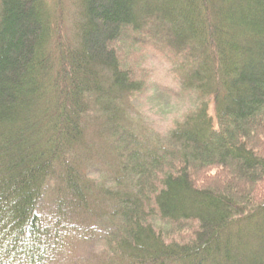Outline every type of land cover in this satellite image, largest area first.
<instances>
[{
	"label": "trees",
	"instance_id": "obj_1",
	"mask_svg": "<svg viewBox=\"0 0 264 264\" xmlns=\"http://www.w3.org/2000/svg\"><path fill=\"white\" fill-rule=\"evenodd\" d=\"M176 2L79 0L78 46L57 34L47 56V0H0V264L50 262L58 234L77 231L64 223L66 211L78 222L76 208L95 219L85 233L97 217L107 224L108 264H264V0ZM145 38L197 96L164 137L118 123L126 111L109 104L128 107L146 87L118 53ZM91 125L111 147L109 185L77 163ZM47 188L50 226L38 211ZM92 189L102 206H91ZM243 237L261 256L237 261Z\"/></svg>",
	"mask_w": 264,
	"mask_h": 264
},
{
	"label": "rangeland",
	"instance_id": "obj_2",
	"mask_svg": "<svg viewBox=\"0 0 264 264\" xmlns=\"http://www.w3.org/2000/svg\"><path fill=\"white\" fill-rule=\"evenodd\" d=\"M55 1L56 0H47L49 5L48 16L53 24H50L49 19L48 23L50 24V32L45 43V48L47 50L45 53L47 56H55L54 45L56 46L59 41L57 34L61 36L62 44L64 46H78L81 34L80 26L81 22L84 21V19L80 18L79 0H58L59 4L54 9L52 5ZM169 1L172 2L174 9L175 6L178 8L179 3H175V0ZM135 13L137 15V20L141 21L142 14L139 13L137 8ZM57 28L59 31H57ZM147 41L148 44H145ZM147 41L144 40L141 44H135L134 46L127 48L126 46H119L122 51L117 49L118 53L120 52V55L126 57V61L122 63L123 68H125V62L126 64L127 62H135V65L132 64L135 66L134 70L137 73H135V76L141 77L142 72L146 73V79L144 80L147 82V85L143 92L130 96L128 107H125L124 103V105L112 102L109 104L111 105L112 112L116 115L119 111H124V109L126 111V118H123V116L120 115L122 118L119 120L120 116L118 114V118L116 117L115 119L118 123L125 125L128 123L125 122L126 120H131L134 124L137 123L139 129L145 128L148 134L153 132L159 134L160 137H164L170 129L173 128V125L177 120H181L187 112L195 108L197 96L194 93L184 91L181 88L180 77L174 70L175 66L174 63L171 62L172 59H170L164 51H159L158 46L154 42ZM115 44L118 45L117 42H115ZM104 104H106V102H104ZM208 110L209 113H213L212 105L209 106ZM89 129H91L89 132L90 134L87 133L85 135L89 152L85 151L81 154H76L77 163L78 165L82 164L89 177L95 179L97 187H99L100 184L109 185V177L112 174V168H114L115 164L110 149L111 147L109 146V148L101 150V145L105 143L108 144L105 140L107 137H96V135H91V132L94 129H98V125H91ZM209 172L214 173L211 169L208 173ZM88 193L92 207L102 206L98 192H95L92 189ZM39 204L38 211L39 215H41L40 218H42V224L50 226L53 220L51 218L53 213V193L50 188H47ZM76 209L78 213H81L78 222L72 221L73 219H70L66 211V222L64 223L75 225L77 231L67 233L63 237L58 234L56 239L63 240V247L57 254L55 253L53 255L47 250L50 254L49 256L53 257V259L47 264H108L109 257L113 256V254L104 246L102 241L104 234L101 232L108 228L107 224L104 223V219L97 217L96 225L98 227L92 235H89L85 233L84 228L87 223L91 224L95 219H93V215L80 212L81 209ZM64 210H67L65 206ZM243 230H245V228ZM181 236L183 235L168 233L166 240L169 241L172 238L179 239ZM242 241L240 249L238 251H233V253L236 254L237 261L248 259L253 256H261L259 253L260 251H257V249L254 248V245L252 244L253 241L249 240V237H243ZM49 243L53 244L51 241ZM44 248L45 247L42 246V249ZM217 263L237 264L234 261L225 262L221 259H217Z\"/></svg>",
	"mask_w": 264,
	"mask_h": 264
}]
</instances>
